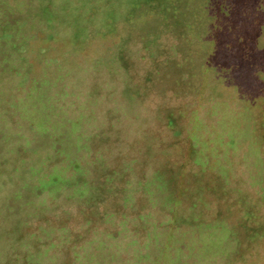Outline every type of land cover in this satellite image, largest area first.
<instances>
[{"label":"rangeland","instance_id":"obj_1","mask_svg":"<svg viewBox=\"0 0 264 264\" xmlns=\"http://www.w3.org/2000/svg\"><path fill=\"white\" fill-rule=\"evenodd\" d=\"M194 4L0 0V264H264V22Z\"/></svg>","mask_w":264,"mask_h":264},{"label":"trees","instance_id":"obj_2","mask_svg":"<svg viewBox=\"0 0 264 264\" xmlns=\"http://www.w3.org/2000/svg\"><path fill=\"white\" fill-rule=\"evenodd\" d=\"M237 1L238 0H207L204 3V0H198V5L196 8L194 4V12L196 15H200L202 14L201 13L202 10L204 12V10L207 8H209V10L212 11V17L210 16L208 17V20H213L214 22L213 26H210V27H213V31L210 34L211 38L207 39V50L211 51V53H209L208 56L210 55V57H212L213 54H215L216 52H221V50H222V53L224 52V56L228 55L230 53L229 50L231 51L236 50L238 48V45L240 47L239 39L241 38V43H245L248 45L246 49L242 47L243 48V58L242 59H245L246 61L245 64L247 65L253 64L254 66H256V62L258 61V54L259 52H262V49L257 46L258 44H256L255 39H251L250 35H246L244 37V35L241 36L242 34L240 33H242L244 30H247L246 28L252 29L255 25H259V24H262V22H264V13L262 10L263 7L259 6V0H253L252 2L249 1V6L253 5V13L258 17V20H257L258 23L254 20L250 22L247 20L248 21L247 23L246 16L248 14L247 13L248 9L244 8V6L240 7ZM168 6L169 5H166L165 7L168 8ZM49 11H50V5L45 6L44 12L49 13ZM166 17H169V15ZM48 20L50 21L51 18L48 17ZM192 27H193V30L197 31L198 29L202 31V28L200 26L193 25ZM5 29H6L5 34L10 33L8 32L9 30L8 27H5ZM238 35L240 36V38ZM83 36H85V34ZM200 40H202V38ZM250 42H251V45L248 44ZM253 44H255V46H253ZM121 57L123 58V52H121ZM213 66H215V69H218V68L220 69L221 63L217 62L216 65H213ZM215 69H213V72H215ZM230 70L231 69L230 67L227 66V64L223 65V72L225 71L224 74L228 73L227 75L231 76ZM262 97L264 98L263 95ZM176 121H178V119ZM181 128H183V126H181ZM197 154H199V152ZM197 154L194 153L193 156L190 157L192 160V163L194 162L193 160L197 157ZM187 175H188V172H187Z\"/></svg>","mask_w":264,"mask_h":264}]
</instances>
